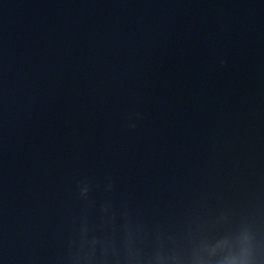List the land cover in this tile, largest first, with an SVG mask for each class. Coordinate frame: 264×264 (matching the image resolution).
Masks as SVG:
<instances>
[{
	"label": "clouds",
	"instance_id": "clouds-1",
	"mask_svg": "<svg viewBox=\"0 0 264 264\" xmlns=\"http://www.w3.org/2000/svg\"><path fill=\"white\" fill-rule=\"evenodd\" d=\"M241 236H243L245 243L236 251L227 253L222 257H216L211 253L209 255L201 254L227 237L239 239ZM186 264H264V239L257 237L251 224L241 222L233 230L217 235L206 234L194 240Z\"/></svg>",
	"mask_w": 264,
	"mask_h": 264
}]
</instances>
